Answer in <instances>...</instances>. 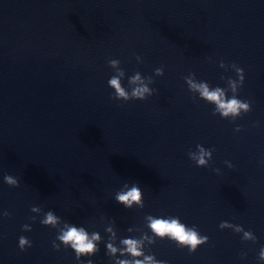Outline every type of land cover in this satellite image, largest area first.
Segmentation results:
<instances>
[{"label": "water", "instance_id": "water-1", "mask_svg": "<svg viewBox=\"0 0 264 264\" xmlns=\"http://www.w3.org/2000/svg\"><path fill=\"white\" fill-rule=\"evenodd\" d=\"M109 59L121 61L126 88L138 71L158 92L112 100ZM220 60L244 70L238 98L252 101L234 122L213 116L214 105L198 95L194 101L184 80L195 73L226 87L221 76L237 77ZM197 144L214 149L207 168L188 158ZM6 174L20 186L7 185ZM133 182L143 209L114 199ZM33 206L101 235L100 251L83 264H114L107 224L115 221L119 246L141 235L128 228L151 235L147 215L179 217L209 237L191 254L167 239L145 248L167 264H261L264 0H0V213H11L0 216V264H81L71 248L52 247L57 231L40 224ZM222 221L251 230L257 242L221 230ZM20 236L32 247L21 251Z\"/></svg>", "mask_w": 264, "mask_h": 264}, {"label": "clouds", "instance_id": "clouds-1", "mask_svg": "<svg viewBox=\"0 0 264 264\" xmlns=\"http://www.w3.org/2000/svg\"><path fill=\"white\" fill-rule=\"evenodd\" d=\"M137 63H142L143 58L140 55H135ZM209 62H212L211 57H208ZM109 67L114 70V75L108 80V86L114 90L111 99L127 103L132 100L145 101L148 97L156 94L157 89L151 88L150 85L154 83L152 76H142L140 72H135L128 77L127 88L123 84L126 76L125 70L120 67L121 61L118 59H109L107 61ZM219 67L228 71L231 69L236 73V79L231 77L221 76L220 79L225 81L226 87H211L206 81H198L195 73H189L184 77L189 91L193 94L195 101L197 95L199 99L208 104L214 105L212 115L219 114L222 119L229 121H236L238 118L252 111V101L241 100L238 98L239 90L244 84L245 75L244 70L238 67L235 62L226 64L223 60L219 61ZM154 75L157 77L164 75L163 66L156 68ZM231 93V96L228 93ZM242 129L237 125L235 132H240ZM214 149H207L201 144L196 145V150H189L187 155L197 167H209V161L212 160ZM228 168H233L229 161L224 162ZM219 173V169H214ZM4 182L10 187H19L20 181L12 175H4ZM115 201L122 204L126 209H132L134 206L140 209L144 208L143 192L139 184L133 182L131 186L125 183L123 187L116 192ZM30 211L37 215H42L40 224L46 227L56 229L57 236L52 242V247L59 251L61 244L64 248H71L75 252L77 261H81V257L95 256L99 251L98 245L102 241V237L98 232L89 233L85 227L76 226L67 221L62 220L53 211L49 210L43 212L39 206L31 207ZM0 216L10 217L11 213L3 211ZM103 219V218H102ZM30 220L35 223L36 216L30 217ZM146 228L150 230L144 232L141 229L128 228V232H141L138 238H121L119 239V246H117V233L114 229L115 221H110L105 227V231L109 234L108 242L106 243V255L114 260V264H167L165 260L156 259L155 255L146 254L145 248L149 245H154L159 240H170L174 242L179 248H187L188 252L195 253L198 247L209 242V237L201 235L197 226L191 227L182 223L179 217H155L152 215L145 216ZM219 228L231 229L235 233H242L243 241L257 242V237L251 230L246 231L241 225L232 224L227 221H222ZM22 231L30 232L32 227L30 224L22 225ZM59 241V243H57ZM18 247L21 251L32 247V241L25 236H20L18 240ZM150 251V249H149ZM119 254V256L117 255ZM244 254H242L243 257ZM124 257V258H119ZM258 260L264 264V247L259 250ZM87 264H93L91 259L87 260Z\"/></svg>", "mask_w": 264, "mask_h": 264}]
</instances>
